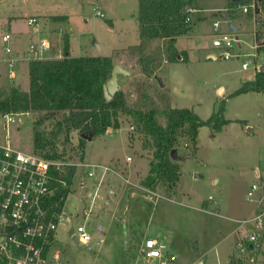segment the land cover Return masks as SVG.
Masks as SVG:
<instances>
[{
    "label": "rangeland",
    "instance_id": "374dc122",
    "mask_svg": "<svg viewBox=\"0 0 264 264\" xmlns=\"http://www.w3.org/2000/svg\"><path fill=\"white\" fill-rule=\"evenodd\" d=\"M229 1L196 0L195 12L190 15L193 35L180 36L176 44V48L183 51L178 54L189 61L180 59L173 63L169 61L167 41L140 43L136 20L138 0H0V56L4 47L2 37L8 33L12 35L13 54H20L15 59L17 65L13 77L10 76L12 61H3L0 98L7 97L13 88L29 92V80L18 81L16 74L20 63L31 62L23 60L22 55L28 52L31 44L47 39L52 49L47 50L42 60L49 56L63 59L64 39L69 36L73 57L110 56L114 65L130 72L119 76L121 88L116 93L123 96L128 109L162 113L169 107L189 108L203 120L223 109L225 118L235 121L215 137L208 127H202L197 150L182 142L178 151V156L183 157L179 163L180 180L175 185L164 183L157 187V192L164 196L162 199L142 186L149 174L153 152L151 148H145L146 136L138 131L132 115L120 112L119 129L109 128L103 136L85 140L83 148H80L78 131L70 133L68 144L64 142V134L59 135V152L65 150L64 158L74 162L114 164L118 172L136 185H128L123 178L110 177L93 203L91 188L88 193L76 189L64 208L67 216L74 213L77 221L82 223L83 208L93 206L94 213L87 226L93 236L90 247L101 238L106 245L112 244L113 264L136 261L138 264H155L143 262L140 251L141 243L148 236L157 238L154 231L159 230L165 236L161 240L177 257L174 264H198L199 261L229 264V257L237 254V242L247 235L246 229L238 232L240 226L234 220L250 219L256 215V208L264 207V91L235 95L245 82L255 79V60L263 64L264 48L255 50L254 47L264 44L261 42L264 39V10L256 16L257 25L252 11L245 15L238 9L234 16L227 15L225 19L222 14L228 13ZM99 12L105 16L98 17ZM59 14L69 16L70 26L52 24L53 16L50 15ZM28 18L38 19L41 30L35 31L38 26H29ZM217 20L223 21L224 27L237 25L239 30L233 36L241 39L238 49L245 56L230 61L207 58L209 52L216 56L219 53L213 47L215 37L212 32ZM32 30L35 42L30 43L29 32ZM21 43L28 49L17 52L15 47L20 48ZM247 62L251 64L248 70H243L242 65ZM146 68L150 74L144 72ZM220 88L224 89L223 93L222 90L219 92ZM23 113L24 116L8 130L0 126V138L3 141L8 138L14 148L26 153L34 151V127L38 121L43 122L39 128L49 134L67 114L34 110ZM161 117L159 122L163 125L166 119ZM128 157L133 161L128 162ZM255 168L263 174L262 180H256ZM254 184L260 189L249 201L248 193ZM104 195H107L105 200L110 198V203L101 200ZM210 197L213 199L209 200ZM122 218L126 221L121 223L119 219ZM98 226L104 232L97 230ZM128 229L134 232L127 249ZM58 231L48 264L104 263L97 262L99 256L95 249L72 239L67 224L60 225ZM262 237L261 248L253 254L252 264L264 261ZM249 260L251 262L252 258Z\"/></svg>",
    "mask_w": 264,
    "mask_h": 264
},
{
    "label": "trees",
    "instance_id": "16d2710c",
    "mask_svg": "<svg viewBox=\"0 0 264 264\" xmlns=\"http://www.w3.org/2000/svg\"><path fill=\"white\" fill-rule=\"evenodd\" d=\"M137 15L139 38L143 44L165 39L169 61L188 62L187 58L178 54L176 44L179 36H185L192 30L187 23V7H192L194 0H138ZM254 0H233L228 7V14L234 16L240 6L251 5ZM264 10V0H256ZM65 17H53V22H65ZM112 24V21L110 22ZM64 58L61 60H35L29 64L30 90L22 92L13 88L5 98H0V112H37L67 113L59 121L55 130L47 134L39 128L43 124L38 121L34 127V151L52 159L66 157L65 150L59 152V135L64 134L65 143L70 142V133L78 131L81 135L80 148L85 146V137L103 136L109 128L119 129V113L132 115L138 131L146 136L145 148L152 149L149 174L142 186L156 192L160 184L175 185L179 182L181 171L179 163L171 158V151L180 150L182 142L192 145L197 150L199 130L208 127L215 137L222 129L232 123L225 118L223 109L203 120L189 108L169 107L162 113L157 110H131L126 107L123 96L116 95L112 101L104 97L105 84L111 79L115 67L113 58L73 57L70 54L71 40L66 36ZM181 59V60H180ZM150 74L146 68L144 71ZM254 81L245 82L235 95L264 91V71L257 72ZM163 116L165 124L159 119ZM149 140V141H147ZM179 155V152H178ZM74 175L70 172L68 181ZM60 197H68L62 192ZM61 202L59 210L62 209ZM264 238V234L263 237ZM250 245V249H253ZM229 264H245L230 259ZM264 264V261L262 262Z\"/></svg>",
    "mask_w": 264,
    "mask_h": 264
},
{
    "label": "built area",
    "instance_id": "2783aa9c",
    "mask_svg": "<svg viewBox=\"0 0 264 264\" xmlns=\"http://www.w3.org/2000/svg\"><path fill=\"white\" fill-rule=\"evenodd\" d=\"M239 9L245 15L252 11L255 25H257L256 16L262 12V9L256 0L249 6H240ZM185 12L188 15L186 22L191 23L190 15L194 13L193 7H187ZM97 16L103 18L104 13L99 12ZM27 23L32 27L38 24L36 18H30ZM213 34L215 37L213 47L217 52L219 51L217 56H213L215 61H230L245 56L238 49L240 38L233 36L229 25L224 27L223 21L217 20L213 23ZM2 42L4 43L3 60L12 61L10 76L13 77L14 66L17 65L15 59L19 58L20 54H13L10 33L2 37ZM259 48H264V44H256L254 47L255 50ZM49 49H51V43L47 39L42 40L41 43L31 44L28 52L22 54L23 60H42ZM255 63L257 72H261L264 60L263 64H258L257 60ZM250 64L251 62L243 63V70H248ZM22 116H24L23 112H0L1 128L8 130ZM127 161L132 162V157H128ZM71 170L74 175L71 181H68ZM110 177L123 178L125 183L136 187L130 179L118 172L114 164L74 162L70 158H47L35 151L30 153L19 151L12 146L8 138L6 141L0 138V264H48L52 244L58 237V229L62 224H67L75 242L84 246L90 245L93 236L87 226L94 213L93 206L88 205L87 208H83L82 223L77 221L78 217L74 213L70 217L67 216L64 208L70 195L77 190L88 193L91 188L93 193L90 194V198L93 203L97 197H100L99 192ZM258 190L257 185H252L247 199L252 201ZM62 192H67L68 197L59 198ZM108 192L114 194L111 191ZM149 193L161 198L157 191L149 190ZM106 196L101 197L103 202H107ZM212 199V197L209 198V200ZM63 201L64 205L59 210ZM236 223L240 226V230H247V235L237 242L235 257L244 262H250L251 257L250 264H252L253 254L259 252L262 245L260 237L264 234V212L250 219H241ZM250 245H253L254 250L250 249ZM140 256L146 263L174 264L177 261L171 249L156 239H147L141 247ZM131 264H138V262Z\"/></svg>",
    "mask_w": 264,
    "mask_h": 264
},
{
    "label": "crops",
    "instance_id": "0c3cea01",
    "mask_svg": "<svg viewBox=\"0 0 264 264\" xmlns=\"http://www.w3.org/2000/svg\"><path fill=\"white\" fill-rule=\"evenodd\" d=\"M233 0H230L229 1V4L232 2ZM195 3H196V0H194V2H193V5H192V7H193V9H194V5H195ZM229 7V6H228ZM194 12H195V9H194ZM238 12V11H237ZM239 12H241V11H239ZM103 14V13H102ZM138 15V14H137ZM226 15H229L228 13H226ZM50 16H53V17H65V16H67V20L65 21V22H57V23H53L52 22V24L53 25H58V26H61V27H63V26H70V24H71V21L69 20L70 18H69V16L67 15V14H65V15H61V14H59V15H50ZM105 16V15H104ZM228 17V16H227ZM12 18H10V20H11ZM30 18H28V20H29ZM9 20V21H10ZM136 20H137V16H136ZM12 21V20H11ZM10 21V22H11ZM113 21V20H112ZM138 21V20H137ZM37 22H38V24L36 25V26H38V28H36L35 29V31H37L38 29H39V31L41 30V27L42 26H39V20L37 19ZM191 24H192V22H191ZM230 25V24H229ZM235 27H237V25H235V24H233ZM30 26V25H29ZM35 26V27H36ZM47 26V24L46 25H44V27H46ZM32 27V26H31ZM238 28V27H237ZM67 29H69V27H67ZM238 30H239V28H238ZM193 31H194V25L192 26V30L187 34V35H185V36H191V34L193 35ZM212 32H213V28H212ZM138 33H139V27H138ZM71 35V34H70ZM213 36H214V34H213ZM35 37V33H34V30H32V32L30 31L29 32V40L31 41L30 43H32V42H35V41H33V38ZM180 37V36H179ZM71 38V37H70ZM140 39V38H139ZM179 40V39H178ZM241 40V39H240ZM258 40H259V38H258ZM163 42L164 41H166L165 39H163L162 40ZM261 41V40H260ZM155 42V41H154ZM178 42V41H177ZM261 42H264V39L261 41ZM140 43H141V39H140ZM168 43V42H167ZM16 48V50H18L17 52H21V51H24V50H26V49H28V48H26V47H22V43L20 44V48L19 47H15ZM72 48V47H71ZM52 49V48H51ZM177 49V48H176ZM20 50V51H19ZM177 51L180 53V52H183V51H179L178 49H177ZM72 51H70V53H71ZM186 53V52H185ZM215 54H213L212 52H209L206 56H207V58L208 59H211V60H214L213 59V56H214ZM72 56V55H71ZM188 56V55H187ZM91 57H93V56H91ZM61 58L62 57H48L47 59H50V60H61ZM4 52H3V54H2V56H0V69L2 68V66L3 67H5V64H4ZM46 59V60H47ZM215 61V60H214ZM29 64H30V62H28V63H20V66L18 67V69H17V76H18V81L19 80H23L24 81V79H26L27 78V80H29V86H30V79H29ZM257 75V74H256ZM256 78V77H255ZM255 80V79H254ZM253 80V81H254ZM119 81H120V79H119ZM222 90V93H223V91H224V89L223 88H220L219 89V92ZM229 121H231L232 123H235V121H233V120H229ZM231 124V123H230ZM230 124H228V125H230ZM228 125H226V126H228ZM225 126V127H226ZM247 127V126H246ZM223 130V129H222ZM248 131H250L251 133L252 132H254L252 129H248ZM220 134V133H219ZM218 135V134H217ZM95 139V138H94ZM93 139V140H94ZM89 161V160H88ZM182 161H183V157H182ZM182 161H180V162H178V163H181ZM90 162H92V161H90ZM109 164H111V163H109ZM255 174H254V176H255V178H256V180H262V178H263V174L261 173V171L259 170V169H257V168H255ZM251 189V188H250ZM260 189V188H259ZM158 191V190H157ZM259 191V190H258ZM257 191V192H258ZM110 193V192H109ZM158 193V192H157ZM159 194V193H158ZM160 195V194H159ZM161 196V199L164 197L163 195H160ZM175 196H177V195H175ZM111 202V200H110V198H108L107 199V204L108 203H110ZM257 209V211H256V215L255 216H257V215H259L261 212H264V207L263 208H256ZM78 211V210H77ZM254 216V217H255ZM253 218V217H252ZM120 220V222L122 223V222H124V221H126V218H122V219H119ZM236 221H238V220H234V222L236 223ZM99 228L97 229V230H99L100 232H104V229L102 228V227H100V226H98ZM124 227H125V225H124ZM133 230H129L128 229V231H127V234H126V237H127V242H126V248L128 249V246H129V243H130V237H131V235H133ZM155 233L154 234H156L157 235V238H154V237H151V236H148L147 237V239H156V240H158L160 243H164V241L163 240H161V239H164V234L162 233V231H154ZM238 232H240V228H239V230H238ZM153 233V232H152ZM121 240H120V242L122 241V238H120ZM147 239H146V241H147ZM146 241H144V242H142L141 243V246H143L144 245V243L146 242ZM115 243H117V242H115ZM91 244V243H90ZM165 245L167 244V243H164ZM168 245V244H167ZM114 246V245H113ZM88 247H90V245H88ZM91 249H95V251L97 252L96 254H97V256H99L96 260H97V262H99V263H102V262H104L103 264H113L112 263V261L114 260V257H115V255H114V252H113V248H112V244H109V245H106V242L104 241V239L103 238H101V240L100 241H98V243L94 246V245H92L91 247H90ZM172 251V250H171ZM173 252V251H172ZM50 257H51V255H50ZM232 257L230 256L229 257V262H230V259H231ZM51 259V258H50ZM108 259V260H107ZM108 261V262H107ZM198 264H205L203 261H199V263Z\"/></svg>",
    "mask_w": 264,
    "mask_h": 264
},
{
    "label": "water",
    "instance_id": "95a60500",
    "mask_svg": "<svg viewBox=\"0 0 264 264\" xmlns=\"http://www.w3.org/2000/svg\"><path fill=\"white\" fill-rule=\"evenodd\" d=\"M222 16L225 17V19L228 18L226 13H223ZM229 28L232 33H236V31H238V28L235 27L233 24H230ZM260 71H264V66L262 67ZM129 74L130 72L126 70L124 67L120 65H115L112 71L111 79L105 84V87H104V97H106L107 101H112L116 93L120 91L121 86L119 84V78H120L119 76L129 75ZM85 139L92 141L94 139V136L89 135V136H86ZM171 152H172L171 158L173 161L175 162L182 161V158L178 156V152L176 150H172Z\"/></svg>",
    "mask_w": 264,
    "mask_h": 264
}]
</instances>
